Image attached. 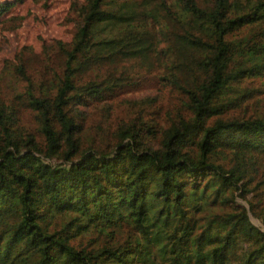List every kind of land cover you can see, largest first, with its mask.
Instances as JSON below:
<instances>
[{"label":"trees","instance_id":"16d2710c","mask_svg":"<svg viewBox=\"0 0 264 264\" xmlns=\"http://www.w3.org/2000/svg\"><path fill=\"white\" fill-rule=\"evenodd\" d=\"M70 8L49 79L0 94V264H264V0Z\"/></svg>","mask_w":264,"mask_h":264},{"label":"rangeland","instance_id":"374dc122","mask_svg":"<svg viewBox=\"0 0 264 264\" xmlns=\"http://www.w3.org/2000/svg\"><path fill=\"white\" fill-rule=\"evenodd\" d=\"M81 0H0L8 10L0 14V94L11 96L22 92L25 85L14 73V67L22 66L28 78L34 82L49 79V69L61 61L56 42L69 44L72 36V2ZM133 66V65H131ZM131 69V67H129ZM132 76L139 86L127 99L154 100L160 113L174 106L171 94L158 86L156 72H146L133 66ZM254 82L250 87H257ZM260 89V88H259ZM264 91V89H263ZM264 107V93L256 94ZM125 104L119 101L112 108V118H120ZM29 121L28 116L24 115ZM101 117L92 116L89 125L109 126ZM252 222L255 223L254 220Z\"/></svg>","mask_w":264,"mask_h":264}]
</instances>
